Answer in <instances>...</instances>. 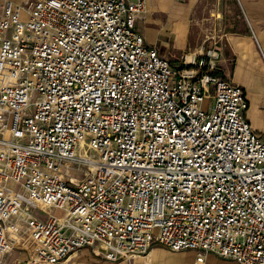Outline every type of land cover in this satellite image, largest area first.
<instances>
[{
	"label": "built area",
	"instance_id": "obj_1",
	"mask_svg": "<svg viewBox=\"0 0 264 264\" xmlns=\"http://www.w3.org/2000/svg\"><path fill=\"white\" fill-rule=\"evenodd\" d=\"M148 2L0 0V264L24 227L36 251L15 264H150L156 244L264 264L246 91L215 72L217 41L178 65L148 44Z\"/></svg>",
	"mask_w": 264,
	"mask_h": 264
},
{
	"label": "crops",
	"instance_id": "obj_2",
	"mask_svg": "<svg viewBox=\"0 0 264 264\" xmlns=\"http://www.w3.org/2000/svg\"><path fill=\"white\" fill-rule=\"evenodd\" d=\"M245 9L250 19V31L246 33L230 31L226 35V46L225 48H223V50L220 51L221 57H223L224 53H229L233 59V65H230L229 63H227L224 55L222 61L226 60V64H224V67H222L221 69L223 77L235 84L241 85L245 89L248 98L246 86L241 84L240 82H236L233 76L235 75V73L245 75L247 79L246 81H248V86L250 87L252 86L249 83L250 78L262 77L264 79V16L261 12V3L249 2L247 3ZM189 18L190 10L181 2V0H149L148 11L145 14V17L137 22V29L140 32L142 31L144 33L143 34L141 32L145 36L148 44L156 46L159 49H167V52H164V54L161 53L163 56L167 58L174 57L176 51L180 53L186 50V48L188 47V42L191 38ZM139 22L141 23L142 27L140 26L138 28ZM178 22H182L184 24L183 33L185 35V42L174 48L175 38L173 37V35H176L174 34L175 32H173V25L177 24ZM196 41L197 43L195 44L199 45L200 39L198 40V38H196L195 42ZM248 119L251 125L253 121L257 123V117L255 114L252 115L251 119ZM256 127H258V124ZM259 127L260 129H263L264 126L260 125ZM253 128L259 133V131L255 127ZM28 233L32 240L33 250L21 243V236L19 234L16 249L14 250V252L18 250L19 247H22L25 252L26 249H29L31 251V254L35 253L36 245L29 231ZM180 252L186 254L194 253L193 256L189 258V260L185 264H192L195 261L197 252L194 250L172 251L164 245L156 244L153 246L149 255L150 264H165L166 257L168 255H173ZM208 256V259L212 258L210 254ZM20 258L22 257L14 254L9 259V262L13 261V263H11L15 264L18 261H24ZM144 261V257H137L130 260L121 259L117 261H109L95 255L91 248L86 247L81 251L73 254L70 258L63 260L58 264H144Z\"/></svg>",
	"mask_w": 264,
	"mask_h": 264
},
{
	"label": "rangeland",
	"instance_id": "obj_3",
	"mask_svg": "<svg viewBox=\"0 0 264 264\" xmlns=\"http://www.w3.org/2000/svg\"><path fill=\"white\" fill-rule=\"evenodd\" d=\"M181 2L187 6L190 10V40L188 42V47L182 52H175L174 57H168L169 60L178 65L185 59V56L191 52H195L198 48L205 45L206 48L213 46L214 42L217 41L216 48L219 50L220 54L223 48L226 46V35L230 31L246 33L250 31L251 24L248 14L246 12V5L249 2H258L262 4V15L264 16V0H181ZM213 14H220L221 17H217ZM146 24V22H145ZM141 23H138V28ZM142 27V26H141ZM184 24L178 22L173 25V32L176 36L175 47L181 45L185 42ZM142 32V31H141ZM143 33V32H142ZM144 34V33H143ZM200 39V44H195V39ZM172 49V48H171ZM162 54L167 52V49H159ZM173 52V51H171ZM223 52V51H222ZM227 63L233 65V59L229 53L223 54ZM223 57H219L216 65L215 72L223 77L221 73L222 67H224L225 61H222ZM264 75V74H263ZM262 76V75H261ZM236 82L246 86L248 93V100L250 101V108L246 111V116L252 118L255 114L257 117V123L252 122L253 127H255L261 136L264 137V127L260 129V125L264 126V79L262 77H252L249 83L252 85L248 86V81H246V76L241 74H236L233 76ZM258 124V127H256ZM35 214H41V211H33ZM20 240L24 246L31 248L33 250L32 240L29 233L25 227L20 232ZM22 251V252H21ZM31 251L26 249V252L22 247H19L10 258L16 254L20 256L24 261L31 256ZM194 253H175L173 255H168L166 257L165 264H185L189 258L193 256ZM211 259H206V264H238L236 261L231 259H223L213 254ZM9 258V259H10ZM13 263V261H11ZM10 262V263H11ZM11 263V264H12Z\"/></svg>",
	"mask_w": 264,
	"mask_h": 264
},
{
	"label": "bare ground",
	"instance_id": "obj_4",
	"mask_svg": "<svg viewBox=\"0 0 264 264\" xmlns=\"http://www.w3.org/2000/svg\"><path fill=\"white\" fill-rule=\"evenodd\" d=\"M213 15H215V16H217V17H221V15L220 14H213ZM192 53V54H191ZM190 54H188V57H187V59H188V62H190V61H192L193 60V58H194V56H195V53H193V52H191Z\"/></svg>",
	"mask_w": 264,
	"mask_h": 264
}]
</instances>
